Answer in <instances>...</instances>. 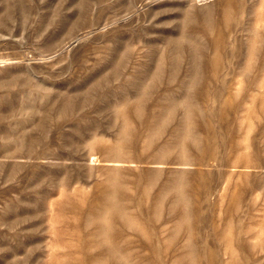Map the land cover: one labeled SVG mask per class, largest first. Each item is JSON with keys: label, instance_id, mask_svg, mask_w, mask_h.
Wrapping results in <instances>:
<instances>
[{"label": "rangeland", "instance_id": "1", "mask_svg": "<svg viewBox=\"0 0 264 264\" xmlns=\"http://www.w3.org/2000/svg\"><path fill=\"white\" fill-rule=\"evenodd\" d=\"M0 264H264V0H0Z\"/></svg>", "mask_w": 264, "mask_h": 264}]
</instances>
